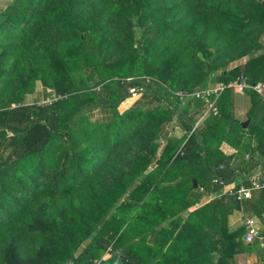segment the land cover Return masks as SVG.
Listing matches in <instances>:
<instances>
[{
    "label": "trees",
    "instance_id": "1",
    "mask_svg": "<svg viewBox=\"0 0 264 264\" xmlns=\"http://www.w3.org/2000/svg\"><path fill=\"white\" fill-rule=\"evenodd\" d=\"M236 80L263 86L244 89L248 127L227 87L194 130L205 103L193 94ZM41 86L49 103L33 99ZM260 165L264 0L0 10V264H264V188L237 198ZM235 213L257 216L260 238L246 243Z\"/></svg>",
    "mask_w": 264,
    "mask_h": 264
},
{
    "label": "built area",
    "instance_id": "2",
    "mask_svg": "<svg viewBox=\"0 0 264 264\" xmlns=\"http://www.w3.org/2000/svg\"><path fill=\"white\" fill-rule=\"evenodd\" d=\"M233 88L237 91L244 92V89L253 88L258 93H263V86L259 83L256 86L251 87L248 83L244 81L236 80L229 85L217 84L214 87H209L206 89L198 90L193 95L198 100H202L205 103L206 111L204 117L209 115L218 116L220 115L218 109V99L221 93L227 88ZM133 93H137L135 90H132ZM183 96V94H182ZM197 125L195 126V128ZM214 183L223 185L224 192L228 194H234L236 185L235 183H224L223 181L215 180ZM264 188V177L262 173H258L257 175L251 177L249 179V186L242 185L238 191L237 198L240 201L252 198L253 190ZM201 192H204V188H200ZM240 222L246 227L247 234L245 236L246 243H252L257 238H260L261 226L259 224V220L254 216H244L240 219ZM260 240V239H259ZM262 242V246L264 247V240H260Z\"/></svg>",
    "mask_w": 264,
    "mask_h": 264
},
{
    "label": "crops",
    "instance_id": "3",
    "mask_svg": "<svg viewBox=\"0 0 264 264\" xmlns=\"http://www.w3.org/2000/svg\"><path fill=\"white\" fill-rule=\"evenodd\" d=\"M11 2V0H0V10L4 9L9 3ZM209 87H214V85H210ZM208 87V88H209ZM236 92V95H235V111H236V116L237 118L239 117L238 115L241 114V111L238 112V107H237V100L240 99L242 100V104H245L244 106V110H245V113L248 112L249 108H250V98L243 92H240V91H237L235 90ZM50 95V91L49 90H45L42 86L38 88V92L35 96H33V99L35 100H44L46 97H48ZM32 100V98H31ZM127 103V101L123 104L125 105ZM249 105V106H248ZM127 108V107H126ZM121 110V108H120ZM205 111H206V107H205ZM205 114V112H204ZM210 116V115H209ZM208 117V116H207ZM207 117H204V115L199 119V121L196 123L197 127L195 128L194 127V130L197 129L200 125L203 124V122L207 119ZM239 119V118H238ZM249 120V119H248ZM247 121V120H246ZM195 125V126H196ZM176 129L178 127L177 124H175L174 126ZM179 131L178 129L176 130V132ZM180 132V131H179ZM223 151L227 154V155H234L235 154V149H233L232 147H229L226 145H223ZM249 159V155L247 154L246 155V160ZM263 165H260L258 166L251 174V177L257 175L258 173H263L264 172V167H262ZM250 177V178H251ZM263 177H264V174H263ZM236 185V184H235ZM215 198V195L212 194H209V195H202L199 200H198V206H201V205H204L205 203L211 201L212 199ZM257 218V216H254ZM240 219H241V214H238V213H235L232 217H231V225L233 227H236L238 225H240ZM258 219V218H257ZM259 220V219H258ZM259 224H260V221H259ZM254 259L256 258H250L249 260L251 261H255Z\"/></svg>",
    "mask_w": 264,
    "mask_h": 264
},
{
    "label": "rangeland",
    "instance_id": "4",
    "mask_svg": "<svg viewBox=\"0 0 264 264\" xmlns=\"http://www.w3.org/2000/svg\"><path fill=\"white\" fill-rule=\"evenodd\" d=\"M136 94L137 93H133V91H131V96H133L134 99H128L127 103L125 105H121L120 106L121 107V112L125 111L126 109L129 108V106L131 107L133 105V103L136 101L135 99L138 97ZM182 94H183L182 92H178L177 93V95H180V96H182ZM49 99H51V98H47L46 97L44 100H45L46 103H49ZM242 103H243L242 100H240V99L237 100L238 112L241 111V114L238 115L239 116L238 118L242 122H245L246 120H248V118H247V112L245 113V110H244L245 109L244 108L245 104H242ZM250 106H251V102H250ZM97 117H99L98 114H97ZM177 134H180L179 131H177ZM239 260L243 261L242 256L239 257ZM254 260H256V259H254ZM253 262H255V261L248 260L249 264H252Z\"/></svg>",
    "mask_w": 264,
    "mask_h": 264
},
{
    "label": "water",
    "instance_id": "5",
    "mask_svg": "<svg viewBox=\"0 0 264 264\" xmlns=\"http://www.w3.org/2000/svg\"><path fill=\"white\" fill-rule=\"evenodd\" d=\"M249 122H250V120H247V121L243 122V123H242L243 127H244V128H247L248 125H249ZM197 187H198V183H197L196 180H194V188L196 189Z\"/></svg>",
    "mask_w": 264,
    "mask_h": 264
}]
</instances>
